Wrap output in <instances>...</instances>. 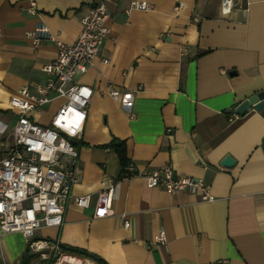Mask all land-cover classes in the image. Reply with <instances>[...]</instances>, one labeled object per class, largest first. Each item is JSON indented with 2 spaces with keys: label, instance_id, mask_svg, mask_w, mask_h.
<instances>
[{
  "label": "crops",
  "instance_id": "0c3cea01",
  "mask_svg": "<svg viewBox=\"0 0 264 264\" xmlns=\"http://www.w3.org/2000/svg\"><path fill=\"white\" fill-rule=\"evenodd\" d=\"M99 1L0 0V158L18 115L10 96L43 82V66L57 54L53 43L36 47L28 34L43 21L71 43ZM145 1L151 7L144 11H127L130 0L107 2L109 34L73 81L90 86L92 97L75 141L79 178L70 192L89 195L90 204L68 201L62 224L35 238L83 250L101 260L81 256L94 264H264V107L228 112L264 91V0H229L225 13L224 0ZM62 101L32 119L44 124ZM113 139L124 141L135 172L170 165L174 176L202 179L215 199L168 194L141 176L121 175L108 147ZM226 156L231 166L222 164ZM108 180L112 213L99 217L96 198ZM160 230L166 242L153 244ZM26 250L36 254L19 232L0 236V264H19Z\"/></svg>",
  "mask_w": 264,
  "mask_h": 264
},
{
  "label": "built area",
  "instance_id": "2783aa9c",
  "mask_svg": "<svg viewBox=\"0 0 264 264\" xmlns=\"http://www.w3.org/2000/svg\"><path fill=\"white\" fill-rule=\"evenodd\" d=\"M100 0L90 6L80 18V31L76 39L67 43L58 39L44 24L38 21L28 34L34 46L45 42L57 48L56 58L43 66L45 80L31 88H19L11 95L8 106L17 110L13 123L11 140L1 146L4 154L0 158V236L19 232L27 241V248L45 260L52 256V264H94L88 258L65 252L61 246L46 238H35L41 228L59 227L63 221L65 205L71 201L79 208L90 204L89 195L75 196L71 185L78 181L76 167L79 161L75 141L80 137L92 97V88L86 84L74 83L77 74L84 73L98 54L109 27L107 2ZM177 8L182 6L178 2ZM145 0H130L127 11L148 10ZM230 9V1L224 0L221 11ZM31 3L28 13H36ZM103 62L107 60L103 59ZM113 97L119 91H108ZM62 103L44 124L31 117L33 112L53 100ZM125 176H141L149 188L161 187L166 193L178 191L197 193L199 201H213L208 185L200 178L174 176L170 165L157 169L135 172L131 164L125 166ZM115 184L108 180L97 194L96 215L111 214L115 195ZM125 227L128 220L123 221ZM165 232L160 230L153 236V244H164Z\"/></svg>",
  "mask_w": 264,
  "mask_h": 264
},
{
  "label": "trees",
  "instance_id": "16d2710c",
  "mask_svg": "<svg viewBox=\"0 0 264 264\" xmlns=\"http://www.w3.org/2000/svg\"><path fill=\"white\" fill-rule=\"evenodd\" d=\"M108 147L111 148L118 157L119 163L121 165V175H125V166L128 165L129 160L126 156V146L124 141L113 139L111 143L108 144ZM62 250L65 252H70L73 254H76L78 256H88L93 259H95L97 262L101 263V260L93 256L92 254H89L83 250H79L77 248H66L61 246ZM37 257V254H28V250L25 251V253L21 257V261L19 264H31V261ZM55 261V258L50 256L49 258L42 260V264H52Z\"/></svg>",
  "mask_w": 264,
  "mask_h": 264
},
{
  "label": "water",
  "instance_id": "95a60500",
  "mask_svg": "<svg viewBox=\"0 0 264 264\" xmlns=\"http://www.w3.org/2000/svg\"><path fill=\"white\" fill-rule=\"evenodd\" d=\"M251 107L255 110H260L264 107V91H260L244 100H241V102L234 109H229L228 112H234L235 115H244ZM222 164L225 166H231L233 164V160L231 157L226 156L223 158Z\"/></svg>",
  "mask_w": 264,
  "mask_h": 264
},
{
  "label": "rangeland",
  "instance_id": "374dc122",
  "mask_svg": "<svg viewBox=\"0 0 264 264\" xmlns=\"http://www.w3.org/2000/svg\"><path fill=\"white\" fill-rule=\"evenodd\" d=\"M41 258H40V256L39 255H37V257L34 259V261H33V264H42V262H41Z\"/></svg>",
  "mask_w": 264,
  "mask_h": 264
}]
</instances>
